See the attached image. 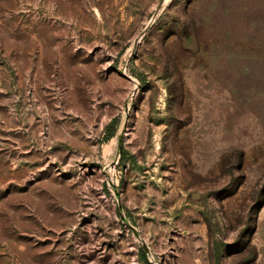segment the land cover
Returning <instances> with one entry per match:
<instances>
[{"label":"rangeland","instance_id":"obj_1","mask_svg":"<svg viewBox=\"0 0 264 264\" xmlns=\"http://www.w3.org/2000/svg\"><path fill=\"white\" fill-rule=\"evenodd\" d=\"M0 264H264V0H0Z\"/></svg>","mask_w":264,"mask_h":264},{"label":"trees","instance_id":"obj_2","mask_svg":"<svg viewBox=\"0 0 264 264\" xmlns=\"http://www.w3.org/2000/svg\"><path fill=\"white\" fill-rule=\"evenodd\" d=\"M114 128L109 132V135L107 138L112 137L114 135ZM142 258L145 260L146 263H148L145 253H142Z\"/></svg>","mask_w":264,"mask_h":264}]
</instances>
